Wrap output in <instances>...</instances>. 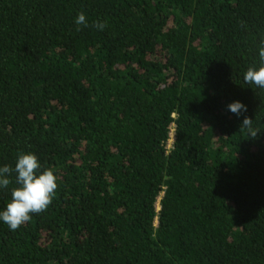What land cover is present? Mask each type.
I'll list each match as a JSON object with an SVG mask.
<instances>
[{
	"label": "trees",
	"instance_id": "16d2710c",
	"mask_svg": "<svg viewBox=\"0 0 264 264\" xmlns=\"http://www.w3.org/2000/svg\"><path fill=\"white\" fill-rule=\"evenodd\" d=\"M262 37L264 0H0V166L58 177L0 264H264Z\"/></svg>",
	"mask_w": 264,
	"mask_h": 264
},
{
	"label": "clouds",
	"instance_id": "9594fccd",
	"mask_svg": "<svg viewBox=\"0 0 264 264\" xmlns=\"http://www.w3.org/2000/svg\"><path fill=\"white\" fill-rule=\"evenodd\" d=\"M76 30L81 26L89 27L85 13L80 12L74 19ZM91 27L103 31L107 27L106 21H94ZM259 67L250 66L244 73L243 80L248 85H255L264 89V37L258 45ZM230 112L237 117L247 112V106L240 101H234L227 105ZM239 131L246 133L248 139H255L261 132L253 127V119L244 116ZM41 164L38 157L29 153H20L14 168L9 165L0 166V189H7L11 183L9 177L16 174L17 187L11 189V199L6 208L0 211V220L8 225L10 230H17L20 226L30 221L32 214L45 212L52 204L56 190L58 189V177L51 168L40 171Z\"/></svg>",
	"mask_w": 264,
	"mask_h": 264
},
{
	"label": "rangeland",
	"instance_id": "374dc122",
	"mask_svg": "<svg viewBox=\"0 0 264 264\" xmlns=\"http://www.w3.org/2000/svg\"><path fill=\"white\" fill-rule=\"evenodd\" d=\"M173 141H174V138H173V130L171 132V138L168 142V149H170L172 147V144H173Z\"/></svg>",
	"mask_w": 264,
	"mask_h": 264
},
{
	"label": "built area",
	"instance_id": "2783aa9c",
	"mask_svg": "<svg viewBox=\"0 0 264 264\" xmlns=\"http://www.w3.org/2000/svg\"><path fill=\"white\" fill-rule=\"evenodd\" d=\"M170 138H171V135H170ZM173 138H174V130H173Z\"/></svg>",
	"mask_w": 264,
	"mask_h": 264
}]
</instances>
